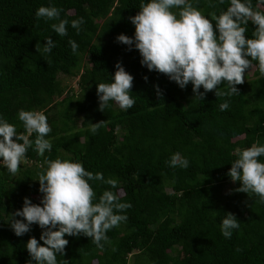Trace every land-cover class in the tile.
<instances>
[{"label":"trees","instance_id":"1","mask_svg":"<svg viewBox=\"0 0 264 264\" xmlns=\"http://www.w3.org/2000/svg\"><path fill=\"white\" fill-rule=\"evenodd\" d=\"M141 2L0 0V117L20 133L24 128L18 111H42L52 129L46 137L51 151L41 157L29 148L25 161L30 164H21L16 175L0 162V264H36L26 244L31 237L43 244V229L33 224L17 236L8 222L25 197L41 203L37 173L45 157L80 162L94 174L116 179V189L99 180L89 184L97 200L107 189L122 193L121 202L132 205L124 213L127 220L106 233L109 242L102 241L103 248L83 234H66L69 243L64 255L57 254V264H264V202L236 191L241 181L228 175L237 149L264 145V77L257 62L237 85L238 94L217 98L210 91L203 100L194 98L191 83L182 89L150 71L134 45L117 40L120 34L134 37L130 17ZM190 2L210 20L211 13L219 15L230 5V0ZM251 3L264 11V0ZM40 6L62 10L61 18L69 21L66 36L51 28L57 21L36 18ZM80 17L85 22L77 33L71 21ZM246 27L251 38L255 26L249 22ZM47 37L55 46L49 53L37 52L36 44L42 49ZM70 39L79 46L75 54ZM117 62L134 78L130 95L135 104L122 110L110 102L102 112L97 84L112 82ZM59 75L76 77L77 93ZM227 87L224 82L219 90ZM225 100L229 108L221 111ZM100 121L93 134L91 123ZM175 153L189 161L188 168L166 163ZM258 159L264 162V156ZM228 182L231 189L225 191ZM229 212L240 227L225 238L220 225Z\"/></svg>","mask_w":264,"mask_h":264},{"label":"clouds","instance_id":"2","mask_svg":"<svg viewBox=\"0 0 264 264\" xmlns=\"http://www.w3.org/2000/svg\"><path fill=\"white\" fill-rule=\"evenodd\" d=\"M61 11L55 6H40L35 15L38 20L57 21L51 28L63 37L67 35L69 21L61 18ZM130 20L135 26L134 37L120 34L117 40L130 48L134 45L142 57L141 64L150 71L166 75L182 89L191 83L196 99L203 100L210 91H214L217 98L238 94L237 85L245 82V72L253 67V61L264 77V11L254 9L251 0H230L226 11L219 15L211 13V20L190 0H148L147 3L142 0L139 11ZM84 22V17L73 19L71 26L79 33ZM249 22L255 26L251 38L245 35ZM46 41L42 49L36 44L37 52H51L54 41L51 37ZM68 43L75 54L78 44L71 39ZM115 69L112 82L97 84L102 112L110 102H115L122 110L131 109L135 104L130 95L133 76L120 62ZM224 82L227 89L219 90ZM157 94H162L158 87ZM219 107L221 111L228 109V101ZM18 119L24 132L18 133L14 124L0 117V162L12 175L19 171L29 148L41 157L52 149L50 140L46 139L52 129L42 111L20 109ZM102 124L103 121L91 123L90 131L95 134ZM33 134L34 140L31 139ZM235 155L237 158L228 175L233 182L241 181L236 191L255 194L264 202V162L258 159L264 156V145L256 142L251 147L237 149ZM166 163L173 168L189 166V161L179 153L173 154ZM43 165L37 173L39 191L43 194L41 203L34 204L25 197L22 209L12 213L8 222L17 236L29 232L33 224L43 229L40 236L43 244L35 237L27 241L31 259L36 264H57V254L64 255L69 243L66 234H83L98 248H103L102 241L109 242L106 233L127 220L124 213L132 205L121 202L122 193L107 189L97 200L89 181H102L111 189L118 188V181L111 177L105 179L102 173L94 174L80 162L60 157H45ZM239 227L238 219L229 212L222 219L220 230L225 238H231L232 230Z\"/></svg>","mask_w":264,"mask_h":264},{"label":"rangeland","instance_id":"3","mask_svg":"<svg viewBox=\"0 0 264 264\" xmlns=\"http://www.w3.org/2000/svg\"><path fill=\"white\" fill-rule=\"evenodd\" d=\"M258 8L261 9V10H263V7L261 5H258ZM174 11H176V10H174ZM250 74H251V70L249 72H247V75H250ZM59 78H61V81H62L63 84H65L66 86H69V88H71V90L74 93H77L78 90L75 89V86H76L75 85V82H76V79H77L76 77H64L62 75H59ZM244 80H246V76L244 77ZM24 163L30 164L29 161H25V160L21 164H24ZM230 185H232L231 182L225 183L224 184V190L225 191H229L231 189V186ZM130 260H131V257H130Z\"/></svg>","mask_w":264,"mask_h":264}]
</instances>
